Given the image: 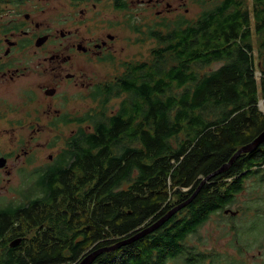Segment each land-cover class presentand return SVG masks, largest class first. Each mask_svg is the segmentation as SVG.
<instances>
[{"label": "trees", "instance_id": "obj_1", "mask_svg": "<svg viewBox=\"0 0 264 264\" xmlns=\"http://www.w3.org/2000/svg\"><path fill=\"white\" fill-rule=\"evenodd\" d=\"M191 2L195 16L153 24L140 40L155 43L148 56L98 88L90 130L66 145L88 151H67L49 186L38 188L33 202L49 209L33 216L26 201L0 207V264H76L123 242L191 199L264 131V0ZM258 176L264 183V143L157 231L93 264H205L190 237ZM43 224L50 226L29 234ZM15 237L25 239L8 247Z\"/></svg>", "mask_w": 264, "mask_h": 264}, {"label": "flooded vegetation", "instance_id": "obj_2", "mask_svg": "<svg viewBox=\"0 0 264 264\" xmlns=\"http://www.w3.org/2000/svg\"><path fill=\"white\" fill-rule=\"evenodd\" d=\"M187 5L186 0H0V201L9 199L0 207L26 201L34 206L33 216L49 209L33 202L43 194L38 188L49 186L55 163L67 151H88L66 145L90 130L93 96L110 81L104 77L123 74L131 62L126 52L141 45L142 32L164 18L188 16ZM20 225L17 221L15 228ZM49 226L28 231L37 236ZM16 239L25 238L15 237L7 246ZM237 248H224L229 264H264V247Z\"/></svg>", "mask_w": 264, "mask_h": 264}, {"label": "rangeland", "instance_id": "obj_3", "mask_svg": "<svg viewBox=\"0 0 264 264\" xmlns=\"http://www.w3.org/2000/svg\"><path fill=\"white\" fill-rule=\"evenodd\" d=\"M186 1L188 2L187 8L189 9L188 17L191 18L199 11V7L195 5L194 2H191V0ZM250 1L251 0H248L249 4H251ZM178 3H180V1H178ZM174 6L176 7L177 4ZM130 15L131 14H129V16ZM124 19L131 21L128 19V16L126 17L125 15ZM162 20H159V22L161 23ZM150 21L152 24L154 23L153 19H150ZM152 27H149L147 30ZM147 30L142 32L138 42L145 39L143 33ZM134 37L137 40V36L134 35ZM154 44L153 40H151L136 48H131L126 52V54L129 55V62L132 60L145 59ZM219 66L220 64H216L213 67L218 68ZM113 77L114 76H107L104 78L105 80L107 78V80H109ZM90 105L92 104H89V106ZM260 107L261 110H264L263 103L260 104ZM86 108L89 107L83 104V111H85ZM19 198L21 199L20 192ZM8 201L9 199H2L0 204L6 205L9 203ZM231 210L234 212L241 210V214L238 212V215L232 217H229V215L225 213L216 214L199 229L197 234L190 237L189 242L197 247V253L208 256L205 264H229L223 253L225 247H236V250L240 249L237 247H259L260 249L264 247V183L259 181V176L250 178L246 181L245 190L242 194L237 196L236 204L231 207ZM233 227H235V230H233ZM254 253L257 254L256 251L252 252V254ZM231 264L242 263L235 260Z\"/></svg>", "mask_w": 264, "mask_h": 264}, {"label": "water", "instance_id": "obj_4", "mask_svg": "<svg viewBox=\"0 0 264 264\" xmlns=\"http://www.w3.org/2000/svg\"><path fill=\"white\" fill-rule=\"evenodd\" d=\"M263 143H264V131H262L252 142H250L247 145H244L243 147H241L233 155V157L230 159V161L227 164H225L223 167H221L219 170H217L216 172H214L210 176H208L205 179H203V181L201 182V184L199 185L198 189L196 190L195 194L192 196L191 199H189L188 201H186V202H184V203H182L180 205H177L176 207L171 209L165 216H163L162 218H160L156 222L152 223L148 227L143 228L141 231L137 232L135 235L129 237L128 239L124 240L123 242H121V243H119L117 245L111 246L109 248H102V249L95 250V251L89 253L87 256H85L82 260H80L76 264H93L100 254L114 251L117 248H120L122 246L131 244V243H133L135 241H138V240L144 238L145 236H147L149 234L154 233L155 231H157V229H159L162 225H164L170 218H172L175 214H177L179 210H181L182 208L186 207L196 197V195L199 193L201 188L206 183L209 182V180L211 178L216 177V176L226 172L231 167V165L241 155L249 154V153H252V152L256 151L259 147H261V145ZM224 213L227 214V215H231V216H236L237 215V212H234L231 209L225 210ZM21 242H22L21 239L14 240L10 244V246H11L10 248H16L17 246H19L21 244Z\"/></svg>", "mask_w": 264, "mask_h": 264}, {"label": "bare ground", "instance_id": "obj_5", "mask_svg": "<svg viewBox=\"0 0 264 264\" xmlns=\"http://www.w3.org/2000/svg\"><path fill=\"white\" fill-rule=\"evenodd\" d=\"M260 103H263V101H261ZM263 109H264V107H263Z\"/></svg>", "mask_w": 264, "mask_h": 264}]
</instances>
